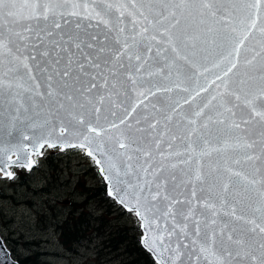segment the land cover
I'll return each instance as SVG.
<instances>
[{
    "label": "snow or ice",
    "instance_id": "6c2138e0",
    "mask_svg": "<svg viewBox=\"0 0 264 264\" xmlns=\"http://www.w3.org/2000/svg\"><path fill=\"white\" fill-rule=\"evenodd\" d=\"M5 131L8 178L78 142L152 264H264V0H0Z\"/></svg>",
    "mask_w": 264,
    "mask_h": 264
},
{
    "label": "rangeland",
    "instance_id": "374dc122",
    "mask_svg": "<svg viewBox=\"0 0 264 264\" xmlns=\"http://www.w3.org/2000/svg\"><path fill=\"white\" fill-rule=\"evenodd\" d=\"M33 160L31 169L12 166L11 178L0 174V240L10 256L16 261L29 257L42 264H118L106 256L100 226L109 221L111 229H129L138 222L106 190V197H92V190L103 183L94 173L83 174L88 165L94 166L93 160L79 147H46ZM80 178L86 189L78 185ZM78 208L88 214L89 221L79 227L84 232L79 242L67 249L57 227L73 211L72 218H67L72 229ZM106 210L108 221H95Z\"/></svg>",
    "mask_w": 264,
    "mask_h": 264
},
{
    "label": "trees",
    "instance_id": "16d2710c",
    "mask_svg": "<svg viewBox=\"0 0 264 264\" xmlns=\"http://www.w3.org/2000/svg\"><path fill=\"white\" fill-rule=\"evenodd\" d=\"M97 168L93 165H88V168L84 170L83 174L86 175V172L94 173L99 179V175L97 174ZM78 185L84 186L81 178L78 182ZM89 192V191H86ZM91 195V191H90ZM92 197H106L105 196V186L101 182V184L97 187V189L92 190ZM87 197H89L87 195ZM91 197V198H92ZM88 198V201L91 200ZM80 210L76 213V223L72 225V229H69L67 226V218L69 220L73 216V211L69 213L67 218L61 223V226L57 227V230L60 233V242L62 245L69 249V246L72 244H76L79 242L81 237L83 236V231L79 228L80 225L89 221V217L87 213H83L82 208H78ZM110 213L108 210L104 212V217L100 216L97 218V222L100 223L102 219L107 220L105 218V214ZM85 221V222H84ZM108 221V220H107ZM100 227L104 228V249L106 250V256L112 260H116L118 264H152V258L150 255L140 246L139 240L141 236V232L138 228V224L133 225L129 229L116 227L114 229L110 228L109 221L104 222V225ZM99 227V228H100ZM130 231V232H129ZM106 233V234H105ZM32 258L25 257L24 259H18L19 264H42L36 263L35 260H31Z\"/></svg>",
    "mask_w": 264,
    "mask_h": 264
},
{
    "label": "water",
    "instance_id": "95a60500",
    "mask_svg": "<svg viewBox=\"0 0 264 264\" xmlns=\"http://www.w3.org/2000/svg\"><path fill=\"white\" fill-rule=\"evenodd\" d=\"M7 136V132H2L0 133V141L3 140L4 137ZM16 137V133H13V139H15ZM78 142L76 141H72V143H65V144H62L61 146H59L60 148H63V149H68V148H72V147H78V146H72V144H76ZM50 148H57V147H50ZM21 156H23V153H20ZM12 159L15 160L16 159V154L13 153L12 154ZM7 162V157H5V163ZM95 163V162H94ZM15 166H21V167H24L22 164L21 165H15ZM95 166L98 168V166L96 165L95 163ZM27 168V167H25ZM2 175H3V172H0ZM98 174L99 176L101 177L105 187H106V184L103 180V176L99 173V168H98ZM4 176V175H3ZM106 191H107V188H106ZM107 196L111 199H113L119 206H121L122 208H124L118 200H116L113 196L111 195H108ZM125 209V208H124ZM127 211V209H125ZM138 224L140 225V221L138 220V218L135 216ZM139 230L141 231V233L143 232V228L140 227ZM0 245H2V247H0V264H19L16 260H14L9 252L7 251V249L5 248L4 244H2L1 240H0ZM140 246L150 255V257L152 258V260L155 259V257L148 251L147 247L144 245V241H143V238L142 236L140 237Z\"/></svg>",
    "mask_w": 264,
    "mask_h": 264
},
{
    "label": "bare ground",
    "instance_id": "6f19581e",
    "mask_svg": "<svg viewBox=\"0 0 264 264\" xmlns=\"http://www.w3.org/2000/svg\"><path fill=\"white\" fill-rule=\"evenodd\" d=\"M36 156V155H31L30 158L33 160V157ZM1 174V173H0Z\"/></svg>",
    "mask_w": 264,
    "mask_h": 264
}]
</instances>
